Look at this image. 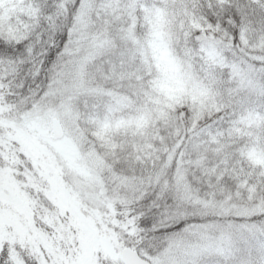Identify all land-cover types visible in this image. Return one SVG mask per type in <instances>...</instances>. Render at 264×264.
Here are the masks:
<instances>
[{"label":"snow or ice","instance_id":"snow-or-ice-1","mask_svg":"<svg viewBox=\"0 0 264 264\" xmlns=\"http://www.w3.org/2000/svg\"><path fill=\"white\" fill-rule=\"evenodd\" d=\"M0 264H264V0H0Z\"/></svg>","mask_w":264,"mask_h":264}]
</instances>
